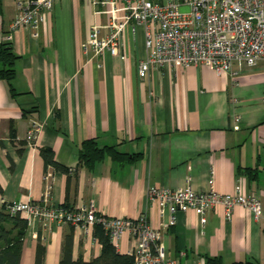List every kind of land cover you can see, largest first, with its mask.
Wrapping results in <instances>:
<instances>
[{
    "label": "crops",
    "instance_id": "0c3cea01",
    "mask_svg": "<svg viewBox=\"0 0 264 264\" xmlns=\"http://www.w3.org/2000/svg\"><path fill=\"white\" fill-rule=\"evenodd\" d=\"M15 1L0 0V42L9 41L16 55L15 94L0 79V207L1 200L40 198L49 169V204L70 207L91 199L101 214L144 211L160 230L165 256L179 264H195L199 256L203 264H264V59L251 66L233 61L219 72L203 63L150 64L139 77L137 62L146 53L140 26L134 33L124 28L123 58L83 52L88 27L104 24L106 13L94 12L87 0H52L35 29L18 27L7 39ZM31 120L40 129L28 144L24 134ZM86 137L140 154L121 164L106 154L87 169L77 165V148ZM38 146L52 148L54 160L68 170L45 166ZM244 167H254L255 176ZM209 177L217 191L238 183L258 196L260 215L237 204L226 219L215 205L201 224L190 209L176 210L170 220L167 208L160 213L155 201H147L149 186L203 190ZM69 228L53 222L40 231L37 219L27 221L18 264H33L37 234L43 264H57ZM70 230L72 258L99 253L91 231ZM130 243L122 232L116 250L126 252Z\"/></svg>",
    "mask_w": 264,
    "mask_h": 264
},
{
    "label": "built area",
    "instance_id": "2783aa9c",
    "mask_svg": "<svg viewBox=\"0 0 264 264\" xmlns=\"http://www.w3.org/2000/svg\"><path fill=\"white\" fill-rule=\"evenodd\" d=\"M94 12L106 13L104 24H91L81 42L83 52L93 54L119 52L124 28L134 33L142 28L145 55L137 62V74L145 75L149 65L161 67L168 64L189 65L203 63L215 71L229 69L231 62L251 66L264 59V0H87ZM17 11L9 22L10 31L18 27L35 29L42 19V10L52 6V0H16ZM104 32L101 33V30ZM35 32H33V35ZM237 122V118H233ZM40 129L39 122L31 120L24 134L26 143L33 144ZM44 188L38 199L1 200L8 214L18 213L26 221L37 219L40 231L50 224L69 223L73 228L91 231L98 223L116 247L122 232L131 240L126 249L132 264H179L167 258L160 240V230L151 225L144 211L135 216H112L95 210L93 201H80L74 206L48 203L51 187V170L44 171ZM196 190L189 184L169 188L152 185L147 188V201H155L161 213L192 210L199 222L206 221L205 214L220 205L226 219L235 205L247 207L253 217L261 213L260 200L253 193H244L238 183L231 191L220 192L212 187ZM199 256L195 264H203Z\"/></svg>",
    "mask_w": 264,
    "mask_h": 264
},
{
    "label": "trees",
    "instance_id": "16d2710c",
    "mask_svg": "<svg viewBox=\"0 0 264 264\" xmlns=\"http://www.w3.org/2000/svg\"><path fill=\"white\" fill-rule=\"evenodd\" d=\"M16 55L11 49L9 41L0 42V79H3L11 95L15 91L11 85V79L14 75L13 61ZM38 152L42 157L44 165H50L52 168L66 172L67 167L59 164L53 158V150L49 146H38ZM109 155L118 163L132 161L140 153H127L118 151L113 145H98L93 137H86L79 142L77 148V165L90 169L94 163ZM250 177L255 176L254 167H244ZM62 205V204H61ZM65 206V205H64ZM67 206V205H66ZM70 228L71 224L66 223ZM27 221L18 213L8 214L3 206L0 207V264H18L21 254L22 240L25 234ZM64 233L60 256L57 264H132L131 256L126 252H119L110 242L107 234L98 223H94L91 228V235L100 244L99 253L88 259H82L80 255L71 257V230ZM206 262L219 263V259L207 258ZM33 264H43V244L40 241V235L37 234ZM241 264H259L257 262L243 261Z\"/></svg>",
    "mask_w": 264,
    "mask_h": 264
}]
</instances>
